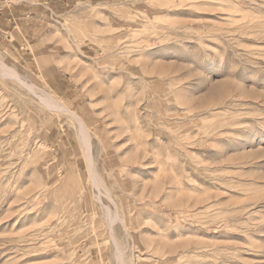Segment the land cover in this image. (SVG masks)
I'll return each mask as SVG.
<instances>
[{
  "label": "rangeland",
  "instance_id": "obj_1",
  "mask_svg": "<svg viewBox=\"0 0 264 264\" xmlns=\"http://www.w3.org/2000/svg\"><path fill=\"white\" fill-rule=\"evenodd\" d=\"M57 2L0 20V264H264V0Z\"/></svg>",
  "mask_w": 264,
  "mask_h": 264
},
{
  "label": "crops",
  "instance_id": "obj_2",
  "mask_svg": "<svg viewBox=\"0 0 264 264\" xmlns=\"http://www.w3.org/2000/svg\"><path fill=\"white\" fill-rule=\"evenodd\" d=\"M59 1V0H58ZM42 2V3H41ZM45 2V5H44ZM9 3V0H0V20L1 21H11L12 19L16 17H22L24 15H30L33 13H36L37 11H40V9H43L46 5H50L53 3L56 7L59 5V2L57 0H52V2L48 3V1L40 0V4L36 2H29V1H22L19 5H13L7 6L6 4ZM57 3V4H55ZM49 9V8H48Z\"/></svg>",
  "mask_w": 264,
  "mask_h": 264
}]
</instances>
